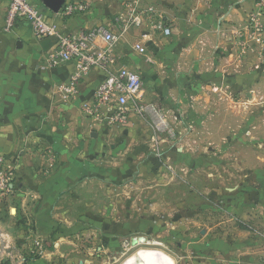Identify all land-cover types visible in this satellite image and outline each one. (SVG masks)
Returning a JSON list of instances; mask_svg holds the SVG:
<instances>
[{
	"label": "crops",
	"instance_id": "crops-1",
	"mask_svg": "<svg viewBox=\"0 0 264 264\" xmlns=\"http://www.w3.org/2000/svg\"><path fill=\"white\" fill-rule=\"evenodd\" d=\"M201 1L66 0L65 4L77 2L87 8L63 17L60 11L45 9L40 0H31L63 34L102 26L118 37L112 51L115 64L111 69H90L79 79L73 96L62 89L75 71V62L51 66L49 56L56 40L36 39L24 20L4 32L6 4L0 5V158L17 181L0 190V264H93L103 253H108V261L118 254L111 236L103 237L101 246L97 237L75 234L83 223L69 227L72 224L63 219L66 229L54 233L59 206L48 209V201L53 204L70 185L85 179L79 155L90 149L93 158H99L101 136L109 126L93 117L94 124L86 119L83 106L106 70L119 68L121 56L139 53L133 49L136 43L146 48L148 66L140 73L129 69L140 74L146 100L164 101L169 96L170 101L178 98L182 103L188 97L192 103L191 109L172 118L174 127L179 123L188 127L176 130L168 124L164 131L140 127L141 133L151 134L158 151L166 148L169 139L172 146L178 143L175 151L188 149V164L208 168L206 176L220 167L227 183L221 188L219 205L208 211L219 213L220 218L206 223L203 245L190 247L185 260L264 264V41L262 45L251 42L244 55L235 43V33L243 34L255 9L253 0ZM135 5L139 10L152 7L170 33L152 30L144 21L121 35L116 21L122 15L128 18L127 9ZM126 38L136 42L127 46ZM96 44L103 47L101 41ZM89 124L95 131L88 132ZM124 129L129 134L137 130ZM156 157L142 158L140 164L164 163L163 156L157 153ZM172 158L174 163L175 155ZM123 245L126 250L132 247L131 238L130 244L124 241Z\"/></svg>",
	"mask_w": 264,
	"mask_h": 264
},
{
	"label": "rangeland",
	"instance_id": "rangeland-1",
	"mask_svg": "<svg viewBox=\"0 0 264 264\" xmlns=\"http://www.w3.org/2000/svg\"><path fill=\"white\" fill-rule=\"evenodd\" d=\"M147 24L150 25L149 22ZM120 28L121 35H127L129 31ZM150 39L155 40V37ZM135 42L134 38H126L125 44L131 46ZM145 55V50L131 56L123 55L119 59L120 67L145 72L148 66ZM153 88L156 91L157 87ZM146 98L145 91L141 101L154 105L173 128L177 130L179 126L188 127L183 123L174 127L175 120L172 119L175 113L191 109L192 103L188 97L182 103H179L178 98L177 101H170L169 96L164 101L156 97H151V100ZM179 106H182L181 110ZM83 107L85 118L93 122ZM93 124L87 126L88 132L95 131ZM129 126L137 130L129 134L124 129ZM157 126L154 114L132 113L125 125L106 127L108 130L101 136L99 158H93L90 149L79 155V160L84 164L85 179L70 185L53 204L48 201V209L53 205L59 206L55 211L58 219H53V228L56 229L54 233L61 234L63 227H67L66 222L72 224L69 227L78 222L84 224L75 233L80 238L97 237L102 246L103 237H113L118 254L108 261V253H103L94 258L93 264H122L139 249L149 248L165 252L175 264H189L184 257L190 254V247H201L207 232L206 223L216 221L221 216L219 213L211 215L208 212L211 206L219 205L221 188L227 184L222 181L220 167H213V176H206L208 168L191 167L188 164L191 151L184 148L175 151L178 143L173 147L170 139L169 143L166 141L164 144L166 148L170 146L169 150L165 148L158 151L154 142L150 141L151 134L141 133L140 130V127H145L158 131ZM86 139L91 140L90 134H86ZM157 153L165 159L163 164H140L142 158L156 159ZM7 172L10 173L9 170ZM7 183L15 185L17 181L11 178ZM49 211H53V207ZM132 237L146 238L147 243H138L132 247L129 245L126 250L123 242L130 244Z\"/></svg>",
	"mask_w": 264,
	"mask_h": 264
},
{
	"label": "built area",
	"instance_id": "built-area-1",
	"mask_svg": "<svg viewBox=\"0 0 264 264\" xmlns=\"http://www.w3.org/2000/svg\"><path fill=\"white\" fill-rule=\"evenodd\" d=\"M254 11L247 19L243 34L236 32L235 40L239 52L244 55L251 42L262 45L264 41V0H253ZM6 4L5 18L2 30L10 32L17 21L28 22L36 39L54 38L55 49L49 56V64L75 62V71L70 75L67 85L63 87L64 93L73 96L77 91L79 79L92 68L111 69L115 64L112 55L118 37L111 30L98 26L89 30L76 33L63 34L57 26L50 22L48 17L36 8L31 0H0V5ZM86 5L72 2L64 4L59 10L63 17H69L86 10ZM128 18L119 17L117 23L121 24L125 32L133 27H140L144 21H148L152 30H158L165 35L170 33V28L161 15L150 7L139 10L138 6L127 9ZM101 41L103 47L96 42ZM133 49L139 53L144 52L140 43L133 45ZM143 81L139 73L127 67H119L114 70H106L105 78L93 90L90 101L85 103L86 114L98 121H103L108 126L121 127L127 123L132 113L143 115L150 113L155 115L158 121V130H168V123L162 114L152 104H144ZM133 110V112H132ZM2 158H0V190L5 191L10 184L11 175Z\"/></svg>",
	"mask_w": 264,
	"mask_h": 264
},
{
	"label": "bare ground",
	"instance_id": "bare-ground-1",
	"mask_svg": "<svg viewBox=\"0 0 264 264\" xmlns=\"http://www.w3.org/2000/svg\"><path fill=\"white\" fill-rule=\"evenodd\" d=\"M139 243H144L142 237H137ZM147 243V242H146ZM122 264H175L174 260L156 249H139L125 259Z\"/></svg>",
	"mask_w": 264,
	"mask_h": 264
},
{
	"label": "water",
	"instance_id": "water-1",
	"mask_svg": "<svg viewBox=\"0 0 264 264\" xmlns=\"http://www.w3.org/2000/svg\"><path fill=\"white\" fill-rule=\"evenodd\" d=\"M42 6L51 11L52 13H58V11L61 9V7L65 4L66 0H40ZM143 242H146V239L143 238ZM138 239L137 237L131 238V245L135 246L137 245Z\"/></svg>",
	"mask_w": 264,
	"mask_h": 264
},
{
	"label": "trees",
	"instance_id": "trees-1",
	"mask_svg": "<svg viewBox=\"0 0 264 264\" xmlns=\"http://www.w3.org/2000/svg\"><path fill=\"white\" fill-rule=\"evenodd\" d=\"M4 264H6V263H4Z\"/></svg>",
	"mask_w": 264,
	"mask_h": 264
}]
</instances>
